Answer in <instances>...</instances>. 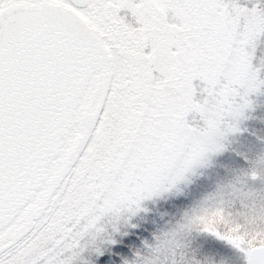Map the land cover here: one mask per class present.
<instances>
[{"label": "snow or ice", "instance_id": "6c2138e0", "mask_svg": "<svg viewBox=\"0 0 264 264\" xmlns=\"http://www.w3.org/2000/svg\"><path fill=\"white\" fill-rule=\"evenodd\" d=\"M259 97L264 0H0V264H141L139 254L121 257L120 229L85 245L119 209L135 227L141 202L160 195L111 164L73 187L98 129L122 134L130 152L154 133L181 130L171 175L206 160ZM85 130L48 185L45 172ZM24 189L33 194L23 198ZM69 196L71 210L58 216ZM194 220L203 235L193 248L229 264L234 248L246 264H264V227L245 228L222 206Z\"/></svg>", "mask_w": 264, "mask_h": 264}, {"label": "rangeland", "instance_id": "374dc122", "mask_svg": "<svg viewBox=\"0 0 264 264\" xmlns=\"http://www.w3.org/2000/svg\"><path fill=\"white\" fill-rule=\"evenodd\" d=\"M254 99L257 106L248 113V119L241 123L239 130L216 142L212 154L195 168L181 169L167 175L187 137L176 129L168 131L166 139H158L154 168L150 164L152 171L144 179L160 195L141 202L130 221L135 227L127 226V209L117 210L105 222L103 236L93 234L85 241L86 247L102 242L103 237L111 234V229H120L116 247L121 248L120 255L124 259H132L139 254L142 256L141 264H229L226 257L201 253L199 248H193L196 238L203 235L194 217L206 207L222 206L245 228L264 227L260 220L264 217V97ZM73 141H69V144ZM254 145L259 147L254 148ZM66 149L49 168V176L52 177L59 169ZM136 150L139 153L134 156L141 157V149L138 147ZM115 164L119 165V162L115 161ZM135 167L134 162H127L123 175H131L137 170ZM91 172H96V169ZM83 181L84 178L79 185L81 188L86 186ZM44 193L37 196L34 208L42 205ZM72 200V196L65 198L58 216L71 210L68 204ZM160 204L166 208L163 214L157 210ZM138 228L140 231L147 229L141 232L143 240L132 249L126 248L128 233ZM230 250L233 264H246L242 252L234 248ZM111 251L114 252L115 248Z\"/></svg>", "mask_w": 264, "mask_h": 264}, {"label": "trees", "instance_id": "16d2710c", "mask_svg": "<svg viewBox=\"0 0 264 264\" xmlns=\"http://www.w3.org/2000/svg\"><path fill=\"white\" fill-rule=\"evenodd\" d=\"M160 126L162 128H167L168 125L164 124L161 122ZM116 137L109 142L108 145L105 146L104 152L101 154V159L98 161L97 166L95 167L96 172H99L101 169H103L105 172L108 171L107 165L111 164V169L112 170H120L121 166L125 168V164L128 162H134V165L137 168L136 171H134L131 175H123L125 179H133V178H142L144 179L148 173L152 170H150V166L152 165L153 167V162L155 158H157V153H158V139H166L168 136V131L167 132H162V133H154L153 137L147 139L146 141H141L142 146H138L141 149V157H135L134 155L136 153H139L136 149L134 151L130 152V149L133 148L132 144L130 141H125L123 138L122 134H118L116 131ZM114 133V135H115ZM114 137V136H113ZM123 148V151H119V149ZM113 156L116 157L115 161L119 162V165L115 164V161H113ZM151 164V165H150ZM72 201L69 202V207L72 206L71 204ZM180 202V201H179ZM161 205V210L160 208L157 209L158 212H162L166 210L165 206L163 204ZM142 226V225H141ZM146 230L140 231L138 228L137 231H132L129 232L127 235V238L125 239V242L127 243L126 248L132 249V247L137 246L142 240H143V235L141 236V232H146ZM121 249V248H120ZM122 252V251H121ZM121 254V253H120Z\"/></svg>", "mask_w": 264, "mask_h": 264}, {"label": "flooded vegetation", "instance_id": "af4514ba", "mask_svg": "<svg viewBox=\"0 0 264 264\" xmlns=\"http://www.w3.org/2000/svg\"><path fill=\"white\" fill-rule=\"evenodd\" d=\"M78 122H79V119L77 120V123ZM115 132L116 131H106L103 129H98V135L96 137V141L92 145H90L87 158L82 161L83 166L81 168L74 170L76 183H80L82 181V178H84L85 173L88 171H91L94 168L93 163H95V161L98 158V155L104 150L105 146L108 145L109 142L112 141L116 137ZM86 139H87L86 130L83 134H77L74 141L70 144V147H67V149L65 150L63 161L61 162L59 169L54 173L52 177L49 176V174L47 173L46 180L49 185H52L54 181L56 180L59 172L69 165L70 163L69 157H71L73 153L75 152L77 142H83ZM49 190L50 189L45 190L44 197L41 200L42 205L40 207H42L43 204L47 202V192Z\"/></svg>", "mask_w": 264, "mask_h": 264}, {"label": "water", "instance_id": "95a60500", "mask_svg": "<svg viewBox=\"0 0 264 264\" xmlns=\"http://www.w3.org/2000/svg\"><path fill=\"white\" fill-rule=\"evenodd\" d=\"M53 154H54V153H50V154H49V158H51V155H53ZM45 177H46V175H45ZM32 194H33L32 191L27 190V189H24V190H22V191L20 192V195H21L23 198H28V197H30Z\"/></svg>", "mask_w": 264, "mask_h": 264}]
</instances>
